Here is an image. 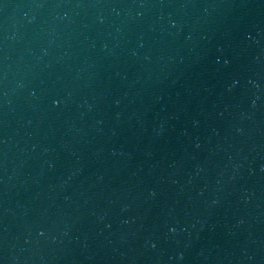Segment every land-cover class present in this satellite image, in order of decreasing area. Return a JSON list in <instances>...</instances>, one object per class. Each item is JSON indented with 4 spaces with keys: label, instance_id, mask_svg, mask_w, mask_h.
<instances>
[{
    "label": "water",
    "instance_id": "1",
    "mask_svg": "<svg viewBox=\"0 0 264 264\" xmlns=\"http://www.w3.org/2000/svg\"><path fill=\"white\" fill-rule=\"evenodd\" d=\"M0 264H264V0H0Z\"/></svg>",
    "mask_w": 264,
    "mask_h": 264
}]
</instances>
